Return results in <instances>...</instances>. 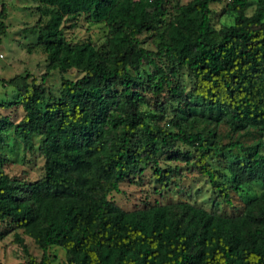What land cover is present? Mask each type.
<instances>
[{"label": "trees", "instance_id": "16d2710c", "mask_svg": "<svg viewBox=\"0 0 264 264\" xmlns=\"http://www.w3.org/2000/svg\"><path fill=\"white\" fill-rule=\"evenodd\" d=\"M37 1L44 17L35 37L45 55L40 81L55 70L75 68L82 75L61 78L59 96L43 104L39 84L17 85L23 114L13 125L0 119V143L9 127L25 145L32 135L41 136L43 174L25 182L0 171V221L43 250L60 247L65 264H264V191L235 216L187 202L124 211L108 198L121 181L140 172L142 160L151 161L154 181L166 184L172 169L157 165L156 142L176 140L192 147L193 164L224 202L243 182L264 181V155L255 144L221 143L213 132L178 126L172 132L150 123L136 100L144 79L129 72L143 63L152 66L153 73L145 75L152 92L166 88L182 104L178 116L185 120L194 109L154 61L163 57L186 69L191 92L208 117L223 120L231 132L264 129V0H255L249 16L247 0H228L233 21L218 30L216 39L208 4L220 0H190L171 16L154 51L140 47L136 36L161 22L165 0ZM78 14L107 25L105 55L90 43L65 41L61 20ZM4 19L1 3L0 36ZM116 84L117 94L112 92ZM138 133L143 140L133 145ZM233 148L240 156L228 165L229 183L219 182L207 158ZM167 157L187 161L189 156L174 151ZM5 160L0 154V166ZM14 237L26 253L18 264H50L45 254L36 261Z\"/></svg>", "mask_w": 264, "mask_h": 264}, {"label": "rangeland", "instance_id": "374dc122", "mask_svg": "<svg viewBox=\"0 0 264 264\" xmlns=\"http://www.w3.org/2000/svg\"><path fill=\"white\" fill-rule=\"evenodd\" d=\"M190 0H165L161 22L151 31H142L137 40L140 47L146 50H155L159 43V35H163L169 28L171 16L179 11ZM228 0L209 3V21L212 27L211 36L218 37L221 27L232 24L234 13L228 7ZM5 8V31L0 36V119L9 120L12 125L23 114L19 104L18 87L22 83L39 84L43 90L42 104L49 98L59 96L61 78L75 80L82 74L75 68L65 72L50 71L44 80L40 81L45 71V55L35 42L36 29L43 23L37 0H0ZM255 0H247L244 7L245 15L249 16L254 9ZM264 24V14L261 18ZM61 32L69 44L90 43L94 49L105 55L108 27L103 21L94 22L87 14H78L64 17L60 23ZM154 61L171 80L181 87L182 97L187 99L194 111L185 115L186 119L179 118L181 103L176 101L166 88L153 93L149 78L153 68L142 64L138 69H129L130 74L139 75L143 80L137 88V105L144 112L146 119L165 131L176 132L177 126L193 131L201 130L205 134L214 133L216 141L225 143L238 140L242 145L255 144L259 153L264 155V129L251 128L247 131L231 132L223 120L208 117L209 112L200 105L199 99L191 92L192 80L183 67L166 61L163 57H155ZM116 84L112 92H119ZM11 104H8L10 103ZM14 102V103H13ZM41 104V105H42ZM213 115L214 112H211ZM143 136L138 133L133 145H138ZM41 136L32 135L25 145L17 138L9 127L4 131L3 141L0 143V154L6 160L0 166V171L9 177L25 182H32L43 174V155L40 152ZM156 152L154 159L161 168L172 169L166 184L160 186L152 177L151 161L142 160L140 172L134 173L128 179L118 184V190L108 194V198L124 211L145 208L154 204H175L187 202L201 207L206 211L221 216H235L242 213L245 204L264 191V181L251 179L240 185L239 191H229V202H224L217 191L212 188L206 176L201 175L193 164V148L179 141H170L168 145L160 142L154 144ZM179 151L188 154L187 161L169 159L167 155ZM240 156L237 148L225 151L219 155H211L207 162L213 169L216 180L228 184V165ZM17 235L25 244L27 253L38 261L42 254L48 256L50 264H65L64 250L57 246H49L45 250L39 248L20 229H13L6 220L0 221V264H18L26 260V253L16 241Z\"/></svg>", "mask_w": 264, "mask_h": 264}]
</instances>
